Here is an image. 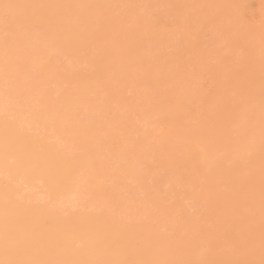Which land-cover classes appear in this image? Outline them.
I'll use <instances>...</instances> for the list:
<instances>
[{
    "label": "bare ground",
    "instance_id": "1",
    "mask_svg": "<svg viewBox=\"0 0 264 264\" xmlns=\"http://www.w3.org/2000/svg\"><path fill=\"white\" fill-rule=\"evenodd\" d=\"M0 264H264V0H0Z\"/></svg>",
    "mask_w": 264,
    "mask_h": 264
}]
</instances>
